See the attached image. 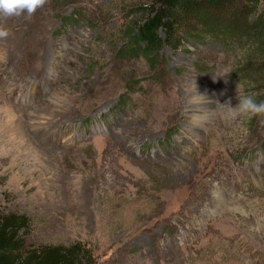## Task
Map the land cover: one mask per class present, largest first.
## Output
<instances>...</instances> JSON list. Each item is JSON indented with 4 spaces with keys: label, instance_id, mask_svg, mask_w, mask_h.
Segmentation results:
<instances>
[{
    "label": "rangeland",
    "instance_id": "374dc122",
    "mask_svg": "<svg viewBox=\"0 0 264 264\" xmlns=\"http://www.w3.org/2000/svg\"><path fill=\"white\" fill-rule=\"evenodd\" d=\"M187 1L155 56L131 33L158 0L0 17V129L11 107L35 142L0 138V210L28 217L25 247L78 243L81 264H264V117L230 111L238 83L264 101V0ZM197 96L209 118L186 107ZM41 107L60 123L28 127Z\"/></svg>",
    "mask_w": 264,
    "mask_h": 264
},
{
    "label": "trees",
    "instance_id": "16d2710c",
    "mask_svg": "<svg viewBox=\"0 0 264 264\" xmlns=\"http://www.w3.org/2000/svg\"><path fill=\"white\" fill-rule=\"evenodd\" d=\"M186 0H158L159 10L142 25L138 32L131 35L136 43L143 44V51L155 56L161 50L173 26L178 23L181 5ZM189 2L193 0H188ZM187 1V2H188ZM188 2V3H189ZM254 34L264 47V13L258 15L252 25ZM165 30L162 37L160 31ZM27 216L17 213H4L0 210V264H81L88 251L80 244L70 246L44 245L41 247H25V240L20 231L28 227Z\"/></svg>",
    "mask_w": 264,
    "mask_h": 264
},
{
    "label": "bare ground",
    "instance_id": "6f19581e",
    "mask_svg": "<svg viewBox=\"0 0 264 264\" xmlns=\"http://www.w3.org/2000/svg\"><path fill=\"white\" fill-rule=\"evenodd\" d=\"M49 60H52V57H50ZM193 95H194V93H193ZM55 99L54 98L52 99V100H54V104L59 105V102H58L59 100L57 98H55ZM202 100H203L202 97L197 96L196 99H191V100H188L187 99V102H186V107H188L189 109L190 108H194L195 109L197 107V109H199L200 111H202V114L199 115L200 118H198V119H202V118H205L206 119V118H209V116H210L209 109H208L207 106H201V105H199V106L193 107V106L196 105V103H203V102H205V101H202ZM7 103L9 104L8 101H7ZM60 106H61V104H60ZM59 114L60 113H56V111L52 107H48V108L41 107L40 110L38 109V110L32 111L31 114H29L30 117H28V118H30V121H29V123L27 125H28V127L30 126V128H33V127L45 128L47 126H51L52 127V126L57 125L58 123H60V118L57 119L59 117ZM2 116H3V120H2L3 121V123H2V126L3 127H1V129H0V138L5 140V137H7V140H10L11 139V141H13V142L19 141V142H21L20 143L21 144V147L23 146V151H25L26 153H31V151H33V148H34V145H35L34 144L35 143L34 142V139L32 137H30L29 138V141H27V140H25L23 138L24 137L25 130L23 129V124L20 121L21 119L19 118V116L17 115V113L15 112V110L13 108H11V107L4 108L3 109V115ZM42 119L48 120L49 121L48 124H44V121H42ZM36 162H37V160H36ZM33 166H35V168H37L34 162H33L32 168H33ZM30 173H33V172L30 171ZM30 176H31V174H30Z\"/></svg>",
    "mask_w": 264,
    "mask_h": 264
},
{
    "label": "clouds",
    "instance_id": "9594fccd",
    "mask_svg": "<svg viewBox=\"0 0 264 264\" xmlns=\"http://www.w3.org/2000/svg\"><path fill=\"white\" fill-rule=\"evenodd\" d=\"M46 0H0V17L7 19L11 16H18L26 12L29 16L43 7ZM10 35V29L0 24V39H7ZM7 50L0 52V60L6 61ZM238 104L235 107L230 106L233 116H243L248 119L254 117H264V101L257 102L255 94L244 91L242 83L237 84ZM260 124L264 125V119L260 120Z\"/></svg>",
    "mask_w": 264,
    "mask_h": 264
}]
</instances>
